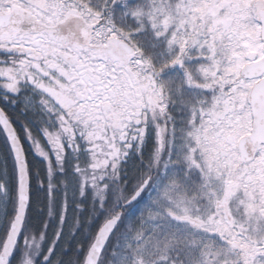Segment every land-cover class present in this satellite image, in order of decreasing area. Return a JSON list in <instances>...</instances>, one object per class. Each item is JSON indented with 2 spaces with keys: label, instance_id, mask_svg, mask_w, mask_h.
I'll return each mask as SVG.
<instances>
[{
  "label": "snow or ice",
  "instance_id": "1",
  "mask_svg": "<svg viewBox=\"0 0 264 264\" xmlns=\"http://www.w3.org/2000/svg\"><path fill=\"white\" fill-rule=\"evenodd\" d=\"M0 264H264V0H0Z\"/></svg>",
  "mask_w": 264,
  "mask_h": 264
}]
</instances>
